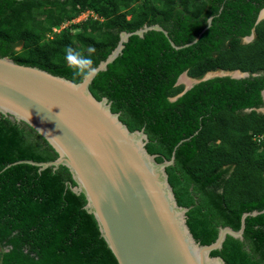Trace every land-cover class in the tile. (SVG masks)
<instances>
[{"label":"trees","instance_id":"obj_1","mask_svg":"<svg viewBox=\"0 0 264 264\" xmlns=\"http://www.w3.org/2000/svg\"><path fill=\"white\" fill-rule=\"evenodd\" d=\"M263 9L264 0H0V54L80 82L69 47L96 67L122 31L161 24L169 36L131 35L90 90L108 97L130 130H145L157 161L175 157L166 171L178 204L190 208L196 240L210 244L220 227L239 230L245 212L264 209ZM88 10L99 18L53 30ZM221 69L250 75L201 80L172 99L186 87L183 73L202 79ZM58 156L33 126L0 112V264H119L69 167L26 161ZM245 222L244 239L228 234L211 255L264 264V211Z\"/></svg>","mask_w":264,"mask_h":264},{"label":"water","instance_id":"obj_2","mask_svg":"<svg viewBox=\"0 0 264 264\" xmlns=\"http://www.w3.org/2000/svg\"><path fill=\"white\" fill-rule=\"evenodd\" d=\"M263 18L264 9L258 21ZM208 21L211 24L212 17ZM152 29L169 36L159 23L145 24L133 32L122 31L117 47L94 67L97 73L108 68L131 35L143 37ZM254 35L245 37V41ZM227 75L241 78L250 73L239 69L210 71L202 79H192L172 99L201 80ZM95 76L74 82L0 55V112L33 126L59 153L50 161H26L39 165L41 170L48 166L69 167L77 182L74 191L86 195L85 207L97 218L101 234L119 264H227L221 256H212L211 251L222 248L228 234L244 239L246 217L264 209L245 212L239 230L222 226L214 242L199 243L187 223L190 208L178 204L166 171L175 157L156 160V154L146 147L149 137L145 130H130L120 119V112L112 110L108 97L97 99L93 95L90 84ZM262 94L264 97V90Z\"/></svg>","mask_w":264,"mask_h":264},{"label":"clouds","instance_id":"obj_3","mask_svg":"<svg viewBox=\"0 0 264 264\" xmlns=\"http://www.w3.org/2000/svg\"><path fill=\"white\" fill-rule=\"evenodd\" d=\"M87 13H89V14H87ZM85 14H87L88 16L85 17L84 16ZM94 14H96V13L94 11H91V10L84 11L79 16L74 18L73 20L64 21L60 27H54L53 30L55 32H61L62 29L70 26V24L79 23L83 20L88 19L89 17L99 18L97 14L96 15H94ZM254 37H255V35H254ZM244 41H245V39H244ZM21 47H22V45H19L16 47V49L20 50ZM2 57H8V58L13 59L11 56H8V55L2 56ZM66 61H67L69 69L71 70V72L73 74L74 79L77 77H81L84 80H91L97 74L96 68L93 67V60L87 56L82 55L80 52L74 51L70 47L66 50ZM230 71H232V70H230Z\"/></svg>","mask_w":264,"mask_h":264},{"label":"rangeland","instance_id":"obj_4","mask_svg":"<svg viewBox=\"0 0 264 264\" xmlns=\"http://www.w3.org/2000/svg\"><path fill=\"white\" fill-rule=\"evenodd\" d=\"M94 15H96V14H94ZM75 31V30H74ZM183 76V80H182V82L181 83H184L185 84V86H188V84H191L192 82H193V80L192 79H194V78H191V77H187V75H182ZM189 78H190V80H189ZM181 79H182V77H181Z\"/></svg>","mask_w":264,"mask_h":264},{"label":"built area","instance_id":"obj_5","mask_svg":"<svg viewBox=\"0 0 264 264\" xmlns=\"http://www.w3.org/2000/svg\"><path fill=\"white\" fill-rule=\"evenodd\" d=\"M87 14H89V13H87ZM87 14H85L84 16L87 17V16H88ZM95 17H96V16H95Z\"/></svg>","mask_w":264,"mask_h":264},{"label":"crops","instance_id":"obj_6","mask_svg":"<svg viewBox=\"0 0 264 264\" xmlns=\"http://www.w3.org/2000/svg\"><path fill=\"white\" fill-rule=\"evenodd\" d=\"M255 34V33H254Z\"/></svg>","mask_w":264,"mask_h":264},{"label":"flooded vegetation","instance_id":"obj_7","mask_svg":"<svg viewBox=\"0 0 264 264\" xmlns=\"http://www.w3.org/2000/svg\"><path fill=\"white\" fill-rule=\"evenodd\" d=\"M264 98V97H263Z\"/></svg>","mask_w":264,"mask_h":264}]
</instances>
